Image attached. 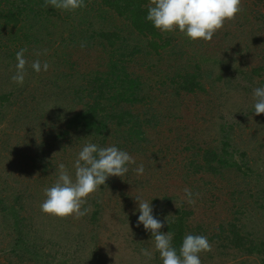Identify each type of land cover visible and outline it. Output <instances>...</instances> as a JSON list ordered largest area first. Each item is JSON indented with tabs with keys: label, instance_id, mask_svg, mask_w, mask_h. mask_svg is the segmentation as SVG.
Instances as JSON below:
<instances>
[{
	"label": "trees",
	"instance_id": "1",
	"mask_svg": "<svg viewBox=\"0 0 264 264\" xmlns=\"http://www.w3.org/2000/svg\"><path fill=\"white\" fill-rule=\"evenodd\" d=\"M3 1L6 6L0 7V57L5 59H1V64H5L6 69L11 65L10 70L15 71L12 76L16 74V53L19 51L16 43L24 42V40L28 41L31 49L34 47L51 51L47 57L49 65L64 67L68 73L59 72L51 79L50 95H59L64 100L69 99L72 105L85 99L78 110L71 109L70 106L64 110L58 109L59 112L55 116L57 119L68 117L66 128L58 135L65 136L73 128L76 131L75 134H82L78 137L74 135L77 142L81 144L95 143L100 147L106 145L110 147L113 145L106 142L112 143L117 136L120 141L128 140L125 145L131 144L132 147H137L135 149L139 147L138 150L143 149L144 153H147L148 129L155 128L157 135L165 133L156 128L160 124L159 115L155 114L152 105L148 107L149 112H144V116L138 110L139 104L157 100V96L151 92L153 85L149 84L153 75L159 78L156 83L168 84L171 87L172 91L163 92V97H170L169 93L180 95L181 92L188 94L209 92L207 88L209 80L210 95L221 98L219 97L221 87L214 86V80L217 83L224 81L227 73L225 85L233 80V74H241L246 76L248 81H254L255 78L260 77L253 83L258 87H264V62L260 64L258 62L250 70L245 68L248 66L242 65L238 54L242 50L230 48V46H236L237 42L231 39L229 30L225 28L219 30L211 42L189 39L191 48L197 43L204 48L203 50L213 52L209 62L211 67L203 69L202 64L206 57L202 54V57L198 59L197 54L194 53L198 51L192 48L194 51L192 54L185 50L188 39L184 41L179 38V35L184 34L179 30L173 33H162L146 19L150 0H85L86 7L74 12L56 9L50 5L45 6V0H0V5ZM258 2L263 3L264 7V0H258ZM255 17L264 18V14L259 11ZM76 18L78 23L74 24ZM71 21L74 23L72 24ZM26 23L28 25L24 27L25 30H21V25ZM13 41H16L14 50L12 46H9L10 43L13 44ZM213 41L216 46L211 45ZM82 43H86L84 48H81ZM55 44L61 48L55 49ZM23 46L26 44L24 43ZM7 78L10 77H4V79ZM61 81L64 82L63 86L60 84ZM9 82L12 83V87L0 93V107L5 103L9 109L22 117L15 121L25 120L29 112L24 113L27 105L26 98L21 94L22 88H19L12 79ZM35 105L39 107V102ZM251 114L247 112L243 115L248 117ZM261 116H264V113ZM53 127L55 125L51 124L50 128ZM233 127L234 125L229 126L226 135L232 134ZM253 127L258 134L263 133V124L257 123ZM35 129H37L36 126L29 128L32 138L35 137L33 132ZM222 130L225 131V127ZM176 131H178V137L182 139V129ZM42 132L39 138L44 136ZM51 135L46 133L44 137L50 138ZM9 136L12 137L11 134ZM55 139L56 137L53 141ZM228 139V137L225 138L226 141L223 142L220 150L198 149V146L191 142L183 144L182 149L179 150L178 161H175L177 172H175L176 169L168 171L165 166L164 173H159L163 165H158L155 157L145 159L148 165L146 170L154 169L152 174L156 178L159 176L172 179L175 183L174 190H176L172 195L156 192L153 196H146L145 201L151 203L154 217L163 222L164 227L161 231H170L174 234L172 243L177 250L182 245L185 235H203L210 243L218 242L217 246L228 252L232 251L237 256L257 255L264 263V238L257 236V231L253 227H246L243 221L247 212L264 215V169L261 170L262 172L254 169L253 163H256L254 151L257 149L253 148L251 151L247 148L242 149L236 144H230L231 141H227ZM50 143L38 141L36 145L40 154H36L39 156L37 158L27 156L35 163L33 165L25 163L24 169L29 175L33 176L34 170H37L47 179L50 161L45 160L42 154L52 149ZM116 145L120 147V150L126 151L125 147L117 143ZM229 147H232L231 150ZM259 148L263 149L264 145H260ZM54 168L52 166V170ZM73 170H75L74 167ZM208 173L223 180L226 179V174H234L243 181L237 183L232 192L227 191L230 195L227 199L231 205L227 202L223 204L221 212L228 213L229 209L231 219L222 220L216 234L207 233L203 227L205 221L195 217L196 211L186 202L184 193V189L189 188L194 198L198 193L195 186L196 180L200 177L205 179ZM52 179L47 180L52 181ZM156 181L155 183L158 184ZM150 182L148 178L144 179V183L142 180L136 181L143 184L144 189L148 188ZM16 183L18 187L20 186L19 191L28 190L26 184H21L20 181ZM109 184L107 180L106 185ZM106 185H101L100 188ZM49 187H52V184ZM12 189L11 196L15 197V199L12 198L15 200V205L11 206L8 203L11 196H0V209L4 213L11 211L15 215L18 233L12 242L3 247L2 251L12 256L19 255L23 260L29 259L36 264H71L68 259L57 263L55 254L46 251L41 243L28 241L23 218L14 209L22 194L14 187ZM146 194L144 190V196ZM137 213L135 217L138 219L139 210Z\"/></svg>",
	"mask_w": 264,
	"mask_h": 264
},
{
	"label": "rangeland",
	"instance_id": "2",
	"mask_svg": "<svg viewBox=\"0 0 264 264\" xmlns=\"http://www.w3.org/2000/svg\"><path fill=\"white\" fill-rule=\"evenodd\" d=\"M3 6H6L5 1L0 5V7ZM241 7L243 10L238 14L237 19L234 22H226L224 28L231 33V39L237 42L236 46H230V48L242 50L238 53L240 61L242 65L248 66L245 68L250 70L258 62L259 64L264 62V18L255 17L259 11L264 14V7L263 3L258 0H242ZM75 20L71 21L72 24L78 23V18ZM26 25L28 24H22L21 30H25ZM179 38L184 41L188 39L185 50L191 53L194 52L193 49L198 51V53L194 52L198 59L204 54L203 57H206V60L202 64L203 69L211 67L209 62L211 54H213L212 51L203 50L204 48H201L197 43L192 46V49L189 38L185 34L179 35ZM15 42L13 41V44L9 45L13 50ZM24 43L26 46H23ZM211 45L216 46L214 41ZM178 46L181 47V45ZM25 47L28 49L25 53V58L28 61L27 74L23 86H18L22 88V97L26 98L27 109H24V113L29 112V114L25 120L15 121L22 117L9 109L5 103L1 104L0 196L9 197L13 194L12 187L18 189L17 191L22 194L23 198L18 199L14 209L23 218L28 241L41 243L46 251L55 254L57 263L68 259L71 264H145L147 258L141 254V249L144 248L153 252V259L147 261V264H163L159 252L154 248L151 232L145 230L143 224L137 226L138 219L135 216L138 214L139 202L135 197L140 196L145 200L146 196H153L156 192L172 195L176 191L174 190L175 183L166 177L157 176L158 178H156L153 176L154 169L146 170L148 165L145 163V159L149 160L155 157L156 163L163 165L159 173H164L165 166L168 171L176 169L175 172H177L175 161H178L179 150L182 149L183 144L191 142L198 146V149L215 148L220 150L223 147V142L226 141L225 138L228 137L227 141H231L230 144H236L242 149L247 148L250 151L253 148L257 149L254 151L256 154V163H253L254 169H259L260 172L264 169V148H259L260 145H264V130L263 133L258 134L253 127L257 123L264 125V116H261L263 113L257 115L256 120L253 109L255 104L254 89L258 88L253 82L260 77L255 78L254 81H248L246 76L233 74V80L228 85L224 84L228 73L222 82L217 83L211 78L214 80V86L221 87L219 90L221 98H214L210 95L211 82L209 80V85H207L209 92L200 91L195 94L181 92L180 95L169 93L170 97H163V92L172 91L171 87L168 84L156 83L159 78L153 75L149 84L153 85L151 92L157 96V100L152 103L147 101V103L139 104L138 110L144 116V112H149L148 107L152 105L155 114L159 115L160 124L156 128L165 133L157 135L155 128H149V125L147 137L149 141L146 142L147 153H144L143 149L138 150L139 147L135 149L137 147L134 148L131 144L125 145L128 140L120 141L117 136L112 143L106 142L116 147V143L125 147L126 152L134 158L135 164L129 165L128 172L130 173L127 172L123 179L117 176L109 177L107 179L110 182L109 185L100 188L88 197L82 206V210L88 209L87 214L83 217L59 218L42 212L40 206L46 199L44 189L49 188L50 184L53 186L58 179V164L64 163L74 178V162L85 145L77 142L75 136L78 137L82 134H75L76 131L73 128L65 136L58 135L66 128L68 117L57 119L56 113L59 112L58 109L64 110L69 106L71 109L78 110L82 107L85 99H81L80 104L73 103L72 105L69 103V99L64 100L59 95L51 96V79L59 72L68 73V71L64 67L50 65L47 71L42 69L37 73L31 67L32 62L38 59L43 65L51 51L44 54L43 48L35 49L33 47L31 49V45L25 40L16 43L18 50ZM56 48L60 49L61 47L55 44ZM37 52L41 54L37 56ZM1 59L5 58L0 57V93L2 94L12 87L9 80L15 71L10 70L12 69L11 65L6 69L5 64H1ZM5 76L10 78L4 79ZM60 84L63 86L64 82L61 81ZM14 87L17 89L16 86ZM65 88L67 87L65 86ZM38 102L39 107L35 105ZM247 112L252 114L245 117L243 114ZM51 124H54L55 127L50 128ZM231 125H234L232 134L226 135V131ZM32 126L37 127L33 131L35 133L33 138L30 137L29 132V128ZM223 127H225V131L222 130ZM178 129H182V139L177 135L178 131L176 130ZM41 132L44 136L46 133L52 135L50 138L44 136L39 138ZM54 137L56 139L53 141ZM41 140L51 142L52 149L48 153H43L42 157L50 161L47 179L53 178L52 181L47 180L37 170H34L32 176L24 169L26 162L29 165L35 164L27 156L35 158L39 156L37 154H40V151L36 143ZM39 148L41 149V146ZM117 148L120 149V147ZM231 148L229 147L230 150ZM22 160L25 161L20 163L19 161ZM140 164L144 166L142 175L134 171ZM52 166L55 167L54 170H52ZM226 176V179L223 180L208 173L205 175V179L196 178L195 186L199 195H195L196 203L192 205V208L196 211L195 217L205 221L203 227L208 234H216L219 223L225 218L231 219L229 209L228 213L223 212V215L221 207L226 202L231 205L227 199V196H230L227 191L232 192L237 183L243 182L240 177H236L234 174H226ZM146 178L151 182L148 188L144 189L143 184L136 183V181L142 180L144 183ZM18 181L21 184H26L28 190L19 191L20 186L18 187V183H16ZM253 184L255 187L257 186L254 182ZM144 190L147 193L145 196ZM12 198L15 199L11 196L8 201L11 206L15 205V200ZM213 202L215 204H212ZM15 220V215L11 211L4 213L0 209V264H36L29 259L23 260L19 255L12 256L2 251L3 247L17 236ZM243 221H245L246 227H253L257 231V236L264 238V215L247 212ZM210 244L212 251L199 254L202 264H264L261 262V257L257 255L240 254L237 256L232 251L228 252L224 248L218 247V242Z\"/></svg>",
	"mask_w": 264,
	"mask_h": 264
},
{
	"label": "clouds",
	"instance_id": "3",
	"mask_svg": "<svg viewBox=\"0 0 264 264\" xmlns=\"http://www.w3.org/2000/svg\"><path fill=\"white\" fill-rule=\"evenodd\" d=\"M242 0H150L147 17L154 27L162 33H173L179 30L191 41L202 40L211 42L213 36L224 28L226 22H234L242 12ZM74 12L86 7L85 0H45V6ZM86 43L81 44L84 48ZM28 49L21 48L16 53V74L11 77L14 83L23 86L27 74L25 53ZM47 50H44V54ZM41 53L37 52L39 56ZM31 67L39 73L50 67L45 61L32 62ZM254 111L256 115L264 113V87L254 89ZM135 164L134 158L128 152L116 146L100 147L95 143L86 144L78 153L74 162L75 176L69 173L64 163L58 164V179L52 187L45 188L46 199L41 204V211L55 217H83L88 209L82 206L88 197L96 193L101 185L111 176L123 179L129 171V165ZM137 174H143L144 166L140 164L134 169ZM185 199L189 205L196 203L194 194L189 188L184 189ZM196 196L199 193L195 194ZM139 212L137 226L143 224L154 238V248L163 264H202L200 253L212 251V245L203 235L187 234L183 238L179 250L173 246V233L163 232L162 221L153 215L151 203L137 196ZM168 223V221H167ZM141 254L147 261L153 259V252L141 249Z\"/></svg>",
	"mask_w": 264,
	"mask_h": 264
}]
</instances>
